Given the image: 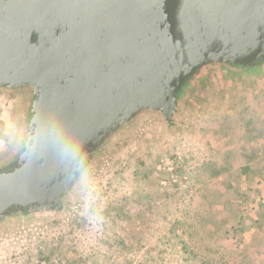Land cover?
Returning <instances> with one entry per match:
<instances>
[{
	"label": "water",
	"instance_id": "1",
	"mask_svg": "<svg viewBox=\"0 0 264 264\" xmlns=\"http://www.w3.org/2000/svg\"><path fill=\"white\" fill-rule=\"evenodd\" d=\"M262 60L264 0H0V90L33 94L0 226L66 214L145 116L174 123L196 72Z\"/></svg>",
	"mask_w": 264,
	"mask_h": 264
},
{
	"label": "rangeland",
	"instance_id": "2",
	"mask_svg": "<svg viewBox=\"0 0 264 264\" xmlns=\"http://www.w3.org/2000/svg\"><path fill=\"white\" fill-rule=\"evenodd\" d=\"M258 67L198 73L174 123L145 116L114 143L66 214L1 225L0 264H264V180L250 198L254 179L232 189L222 174L229 131L235 148L245 146L234 162L264 168ZM21 100L0 90V153Z\"/></svg>",
	"mask_w": 264,
	"mask_h": 264
},
{
	"label": "flooded vegetation",
	"instance_id": "3",
	"mask_svg": "<svg viewBox=\"0 0 264 264\" xmlns=\"http://www.w3.org/2000/svg\"><path fill=\"white\" fill-rule=\"evenodd\" d=\"M261 65H264V61H257L253 66L249 65L245 68L237 65H231L230 67L231 69L241 70L240 72H234V74L243 75L254 69L255 71L258 70L256 68ZM216 66H219V64ZM226 66H228V64H226ZM197 74L198 72H196L195 76H197ZM189 86L190 84L186 85L183 92L181 93V100H183L188 95V91L191 87ZM5 90L20 92L22 100L19 108V118L17 121L18 123L15 126V130L12 137L10 138V141H8L9 143L6 146V149L0 153V170L9 169L11 166H13L25 147L28 134L29 112L32 105L33 95L32 90L27 87L6 88ZM8 217H11V215H8Z\"/></svg>",
	"mask_w": 264,
	"mask_h": 264
},
{
	"label": "crops",
	"instance_id": "4",
	"mask_svg": "<svg viewBox=\"0 0 264 264\" xmlns=\"http://www.w3.org/2000/svg\"><path fill=\"white\" fill-rule=\"evenodd\" d=\"M228 134H229L228 135L229 145L224 147V159L227 162H225L222 166V174H223V179H224L223 181H226L225 184L228 188L234 189L235 186L246 188L245 186H250L249 184L254 179L255 181L254 191L256 194L254 196H250V198H254V197L256 198L258 195V192L262 193L261 191H262V181L264 180V168L262 167V165L260 166L259 163H254V164L247 163V162L235 163L234 158L236 157L235 154H237L236 149H238L240 152V149L243 150L245 146L244 144H242L243 141H238V148H235L236 147L235 145L237 144L233 142V145H232V141H231L232 134H230V131ZM245 153L246 152L243 151L242 155H244ZM260 153L262 154V156H259V158L262 159V157H264V153L263 152H260ZM215 166H216L215 168L218 170L219 169L218 164H215ZM241 182L244 184H241ZM243 192H246V191H243ZM245 198L247 197L245 196Z\"/></svg>",
	"mask_w": 264,
	"mask_h": 264
},
{
	"label": "clouds",
	"instance_id": "5",
	"mask_svg": "<svg viewBox=\"0 0 264 264\" xmlns=\"http://www.w3.org/2000/svg\"><path fill=\"white\" fill-rule=\"evenodd\" d=\"M73 155H75V153H76V149L75 148H69L68 149Z\"/></svg>",
	"mask_w": 264,
	"mask_h": 264
},
{
	"label": "trees",
	"instance_id": "6",
	"mask_svg": "<svg viewBox=\"0 0 264 264\" xmlns=\"http://www.w3.org/2000/svg\"><path fill=\"white\" fill-rule=\"evenodd\" d=\"M262 61H264V60H262Z\"/></svg>",
	"mask_w": 264,
	"mask_h": 264
},
{
	"label": "built area",
	"instance_id": "7",
	"mask_svg": "<svg viewBox=\"0 0 264 264\" xmlns=\"http://www.w3.org/2000/svg\"><path fill=\"white\" fill-rule=\"evenodd\" d=\"M44 263V262H43Z\"/></svg>",
	"mask_w": 264,
	"mask_h": 264
}]
</instances>
